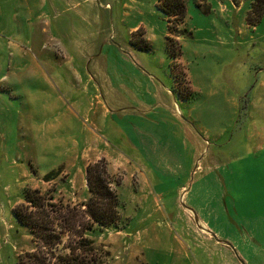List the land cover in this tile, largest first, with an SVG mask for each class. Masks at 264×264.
Returning a JSON list of instances; mask_svg holds the SVG:
<instances>
[{
  "label": "rangeland",
  "instance_id": "1",
  "mask_svg": "<svg viewBox=\"0 0 264 264\" xmlns=\"http://www.w3.org/2000/svg\"><path fill=\"white\" fill-rule=\"evenodd\" d=\"M254 1L185 0L180 35H170L161 0H0V94L7 99L0 111V264H17L35 248L13 210L29 189L50 209L53 189L35 187L39 177L100 142L131 156L124 121L99 122L96 114L108 106L106 86L116 79L136 100L140 73L151 80L150 93L170 91L177 114H134V123L146 126L144 143L162 144L165 154L178 149L180 162L117 175V228L140 247L145 264H209L214 248L197 229L214 209L218 240L242 253V264H254L262 250L256 260L264 264V11L256 16ZM142 176L152 186L133 193L129 182ZM106 229L87 233L104 249V264L140 262L97 241ZM175 237L190 245L189 256ZM220 250L213 264L227 257Z\"/></svg>",
  "mask_w": 264,
  "mask_h": 264
},
{
  "label": "crops",
  "instance_id": "2",
  "mask_svg": "<svg viewBox=\"0 0 264 264\" xmlns=\"http://www.w3.org/2000/svg\"><path fill=\"white\" fill-rule=\"evenodd\" d=\"M121 57L124 63L125 61L130 63V61L128 62L124 56L121 55ZM140 75L143 77V80L137 79V82L134 81V83L137 84L136 88L138 95H136V100L131 99L129 94H127L128 87L123 85L121 80L116 79V84L111 81L110 88L109 86H106L107 91H110V95L108 96V106L102 107V114H96V118L99 120V122L105 121L109 117L113 119L116 118L118 122L124 121L126 130H128L127 137L130 142L129 149L133 151L131 156L129 157L127 153L123 154L122 152H110V147L104 143V148H102L101 142L96 146L90 145L87 148H82L79 154H75V160H72L68 164H65L63 167H61L59 170V175L56 178L47 180L44 179L45 177H39L35 181V187L36 183H41L39 187H41V189L44 191L49 188L53 189L52 201H61L64 204L71 205H80L87 201V199L90 197V193L86 180V168L89 163L98 161L102 158L106 159L108 163V170L113 175H120L122 170H127L128 168L130 170H134L136 166H153L158 171V167H161L164 162H178L179 164L180 160L178 158L180 157V154L178 153V149L169 148L167 154H165V148H163L164 146H162V144H153L152 142L144 143V136H146V132L144 131L146 126L140 123H134V114L136 115L137 119H143V116L148 114H156L158 117L160 116L159 114H168L169 110V114H177L176 106L172 100V94L170 91L166 88H159L156 91V89L153 87L154 92L150 93L146 86L151 84V80L149 78H144L146 76L144 73H140ZM130 83H133V81ZM1 91L2 89L0 84V93ZM157 94H159L160 97L163 96L165 98L163 106L158 105L160 97H158ZM6 100L7 99L5 96L0 94V111L4 110L6 106ZM130 109L133 110L134 113L130 111ZM129 184L133 193L135 192L140 194L146 193V191H148L152 186V183H150V181H148V179L144 176L141 177L140 182H138L137 185L134 184V181L133 183L129 182ZM155 187L157 190L158 186ZM182 188L184 189L185 187L183 186L181 189ZM185 193L186 192H184V194ZM24 202L25 201H19L18 205ZM219 215L220 214L218 212L212 209L210 212L205 214V218H200L198 220L199 228L197 231L201 233L206 242L210 243L212 248H214V251L211 250V252H206L205 262L213 264L215 262V249L220 248L227 254L225 259L220 257L221 264H242L240 261H238V256L242 257V253L238 252L237 256L235 252H232L230 247L225 246L221 241L218 240V238H220L219 232H222L223 230L219 228L222 224L221 218L218 217ZM190 226V220L185 221L182 225H179L181 232H185V230ZM105 231H107L108 234L100 236L97 241L99 240V242L105 243L112 249V251L113 249L115 252L121 250L124 252V255L130 253L132 258L136 257L137 254L140 255V262L132 259L130 264H145L140 247L130 244L126 240V234L124 230L113 227L106 229ZM89 238L96 240L92 237ZM175 243L179 252L186 253L187 256H189L188 250L190 249V245L186 244L178 237H175ZM32 251H34V248L30 249L28 252ZM261 254L262 250L257 252L254 258L250 259L249 261L253 263L255 262L254 264H260V262H257L256 257L257 255L260 256ZM115 258L117 259L118 256H115ZM117 263L120 264L121 261Z\"/></svg>",
  "mask_w": 264,
  "mask_h": 264
},
{
  "label": "trees",
  "instance_id": "3",
  "mask_svg": "<svg viewBox=\"0 0 264 264\" xmlns=\"http://www.w3.org/2000/svg\"><path fill=\"white\" fill-rule=\"evenodd\" d=\"M159 6L169 23V34L180 35L176 28L185 21V0H161ZM252 11L259 16L264 11V0H255ZM170 41L172 38L168 37V48L176 57ZM58 175L59 171L53 172L45 179L52 180ZM86 180L90 197L81 205L53 202L50 195L45 199L50 207L46 210V205L40 202L41 192L27 190L25 202L15 206L13 212L18 222L29 229L35 248L22 253L17 264H104V249L89 239L87 233L96 227L119 226L117 187L121 178L109 172L108 163L102 158L88 164Z\"/></svg>",
  "mask_w": 264,
  "mask_h": 264
}]
</instances>
